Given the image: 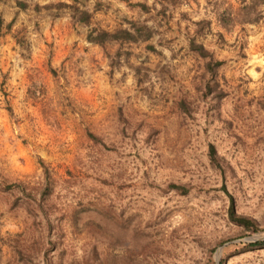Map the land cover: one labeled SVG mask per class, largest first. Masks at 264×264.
<instances>
[{
	"label": "rangeland",
	"instance_id": "1",
	"mask_svg": "<svg viewBox=\"0 0 264 264\" xmlns=\"http://www.w3.org/2000/svg\"><path fill=\"white\" fill-rule=\"evenodd\" d=\"M250 1L0 0V264H264Z\"/></svg>",
	"mask_w": 264,
	"mask_h": 264
},
{
	"label": "trees",
	"instance_id": "2",
	"mask_svg": "<svg viewBox=\"0 0 264 264\" xmlns=\"http://www.w3.org/2000/svg\"><path fill=\"white\" fill-rule=\"evenodd\" d=\"M262 3L263 2H257L256 3V0H251L249 2V4L247 6H245V2H244L243 8L248 11L246 15H252L257 10L258 6L262 5ZM142 7H144V6H142ZM76 11H77V14H79V16H80L77 19V21L84 23V24L87 23L89 20L88 12L78 11L77 9H76ZM255 17L256 16L254 15V18H252V19L247 18L245 23H251V22L256 21L258 18H255ZM132 29H134V27ZM132 31L120 30V31H117L114 33H109L107 31H103V30L101 31V30H95L94 29L88 34L87 41L92 43V44L98 45L100 47H103L106 43H111V42L132 43V42L136 41V37L134 35V30H132ZM148 37L149 36H146V39H148ZM190 47L200 57H202L204 59L209 57L208 56L209 54L206 52V50H204L203 46H201V45L195 46V43L191 42ZM210 63L211 62H209L207 64V68L211 71V70H213V68H212V65ZM216 65H221V62H217ZM210 157H211V160H214L215 154H214L213 148L210 151ZM228 219L231 223H233L237 226L243 227L245 229H250V228L255 229V226L251 220L236 214L235 209H234V204L232 201H231L229 209H228ZM250 246L251 247H257V248L264 250V240L251 243Z\"/></svg>",
	"mask_w": 264,
	"mask_h": 264
},
{
	"label": "bare ground",
	"instance_id": "3",
	"mask_svg": "<svg viewBox=\"0 0 264 264\" xmlns=\"http://www.w3.org/2000/svg\"><path fill=\"white\" fill-rule=\"evenodd\" d=\"M150 225H152V221H150V220H146V221L143 222V226H142V229H141V232H142L143 235L146 236V235L148 234V232H147L145 229H146L147 227H149ZM124 237H125V234H124V233L120 234V238L122 239V243H123V241L125 240ZM144 245H145V244H144ZM144 245L137 249V252H138V253H141V251H142ZM129 249H130V248H129ZM129 249H127V248H126V249H122V253H123V254H124V253H127ZM136 254H137V253H136Z\"/></svg>",
	"mask_w": 264,
	"mask_h": 264
}]
</instances>
